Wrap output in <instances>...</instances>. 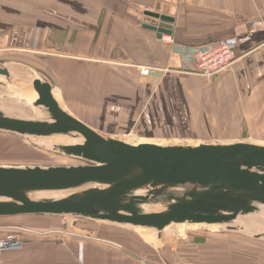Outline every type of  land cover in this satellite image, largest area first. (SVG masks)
I'll use <instances>...</instances> for the list:
<instances>
[{
    "label": "crops",
    "instance_id": "crops-1",
    "mask_svg": "<svg viewBox=\"0 0 264 264\" xmlns=\"http://www.w3.org/2000/svg\"><path fill=\"white\" fill-rule=\"evenodd\" d=\"M158 1L175 13L173 44L139 19L141 9L152 10ZM230 38L239 42L233 67L211 81L197 74L186 81L208 117L214 115L207 106L213 107V128L239 129L241 115L263 105L264 0H0V52L41 56L50 73L32 65L54 83L55 95L61 89L60 103L99 131L130 115L138 83L145 103L150 98L149 118L158 119L175 93L163 83L182 67L176 49ZM29 219L48 228H25L22 247L0 250V264H161L141 242L137 249L128 240L80 233L51 216Z\"/></svg>",
    "mask_w": 264,
    "mask_h": 264
},
{
    "label": "water",
    "instance_id": "water-1",
    "mask_svg": "<svg viewBox=\"0 0 264 264\" xmlns=\"http://www.w3.org/2000/svg\"><path fill=\"white\" fill-rule=\"evenodd\" d=\"M166 6L140 10L143 26L161 39L174 29ZM54 89L32 64L0 59V132L84 162L0 165V218L76 216L159 234L176 224L217 225L264 242V230L243 222L264 218V143L133 144L77 118ZM11 97L26 114L6 104Z\"/></svg>",
    "mask_w": 264,
    "mask_h": 264
},
{
    "label": "rangeland",
    "instance_id": "rangeland-1",
    "mask_svg": "<svg viewBox=\"0 0 264 264\" xmlns=\"http://www.w3.org/2000/svg\"><path fill=\"white\" fill-rule=\"evenodd\" d=\"M11 54L12 52H0V59H19L50 73V67L46 65L41 56L36 58L29 54ZM190 75L196 74L183 72L182 69L172 70L168 73L163 83L164 88H171L175 93L166 99L169 104L164 107V113L160 109L161 116L158 119L149 118V111L152 112L153 109L152 105L149 104L150 98L145 103L141 96V85L138 83L136 86L138 93L135 94L137 91L134 90L132 109H128L131 111L130 115L128 114L126 118L114 124L116 127L100 131L123 140L132 141L131 139H135L139 142L150 140L152 142L163 141L162 143L168 144L222 141L264 143V99L262 107H250L249 113L241 115L239 119L241 127L239 129L222 128L224 123L218 127L214 125L213 128L211 123L217 122L213 107L207 106L210 110L209 113L214 115L208 117L206 109L199 106L202 98L198 94L190 96L188 93L193 88L189 87L191 81L189 85L186 82L191 77ZM215 76L203 78L211 81ZM185 85L187 86L185 87ZM60 91L61 89L57 91V94L62 96V91ZM122 109L125 108L122 107ZM220 116L225 117L224 114ZM231 125L233 124L231 123ZM83 163L78 159L39 148L18 135L0 132V165L56 166ZM34 217L46 216L29 218ZM29 218L21 216L0 218V237H5L9 233H15L20 237L21 234L27 232L25 228L34 227L42 230L48 228L41 221ZM51 218L65 221L68 223L67 228L76 227L80 233L98 234V237L102 234L103 236L110 235L119 240H128L127 244L131 242L133 243L132 246L137 249L140 248L137 242H141L145 244L142 246L151 253L149 256L157 258L161 264H264V242L238 233L223 232L219 231L218 228L200 226V224L196 227L176 224L159 234L152 229L84 217L51 216ZM26 219L28 220L26 221ZM23 224L31 226L23 227ZM14 226L18 227L14 228ZM131 239L133 241H130ZM112 242L114 245L120 246L119 242L115 240Z\"/></svg>",
    "mask_w": 264,
    "mask_h": 264
},
{
    "label": "built area",
    "instance_id": "built-area-1",
    "mask_svg": "<svg viewBox=\"0 0 264 264\" xmlns=\"http://www.w3.org/2000/svg\"><path fill=\"white\" fill-rule=\"evenodd\" d=\"M163 40L174 43L171 35H164ZM239 42L235 38L211 41L197 46H180L176 49L182 63V71L207 77L218 75L229 70L238 61ZM151 70L143 68L142 73L148 75ZM21 238L15 233H9L0 239V250L18 249L22 247Z\"/></svg>",
    "mask_w": 264,
    "mask_h": 264
},
{
    "label": "bare ground",
    "instance_id": "bare-ground-1",
    "mask_svg": "<svg viewBox=\"0 0 264 264\" xmlns=\"http://www.w3.org/2000/svg\"><path fill=\"white\" fill-rule=\"evenodd\" d=\"M150 73V72H149ZM57 95V94H56ZM55 95V96H56ZM58 96V95H57ZM57 98V97H56ZM19 99L17 98V97H11L10 98V101H8V103H6V104H11V105H15V106H18L19 108H18V111H20L21 113H23V114H26L27 112L25 111V109H26V107L24 106V105H21L19 102ZM17 102V103H16ZM60 102V101H59ZM87 124V123H86ZM90 126V125H89ZM97 130V129H96ZM132 141H128V140H126V141H128V142H132L133 144L135 143H143V142H139V141H137V140H135V139H131ZM145 140V139H144ZM134 141V142H133ZM135 141H137V142H135ZM166 141V140H165ZM186 141V140H185ZM145 142H152V141H150V140H148V141H144V143ZM156 142V141H155ZM163 142V141H162ZM162 142H156V143H158V144H167V145H172V144H168V143H162ZM190 142V141H189ZM182 143V142H181ZM180 143V144H181ZM186 143V142H185ZM185 143H182V144H185ZM197 143H199V142H197ZM197 143H194V144H197ZM174 145L175 144H178V143H173ZM191 144H193V143H191ZM243 222L246 224V226H248L249 227V229L251 230V232H254V231H261V230H264V218H262V219H243ZM199 225V224H198ZM182 226H184V225H182ZM185 226H190V225H185ZM192 226H197V225H192ZM200 226H204V225H202V224H200ZM207 227H211L212 229H217V225H208ZM152 230H154V229H152Z\"/></svg>",
    "mask_w": 264,
    "mask_h": 264
}]
</instances>
